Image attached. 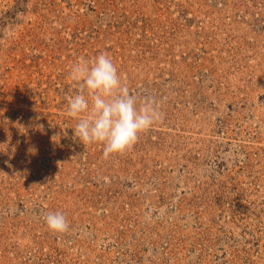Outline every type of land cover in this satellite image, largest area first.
<instances>
[{
	"label": "rangeland",
	"instance_id": "374dc122",
	"mask_svg": "<svg viewBox=\"0 0 264 264\" xmlns=\"http://www.w3.org/2000/svg\"><path fill=\"white\" fill-rule=\"evenodd\" d=\"M101 52L163 113L109 158L66 112ZM0 264H264V0H0Z\"/></svg>",
	"mask_w": 264,
	"mask_h": 264
},
{
	"label": "clouds",
	"instance_id": "9594fccd",
	"mask_svg": "<svg viewBox=\"0 0 264 264\" xmlns=\"http://www.w3.org/2000/svg\"><path fill=\"white\" fill-rule=\"evenodd\" d=\"M69 79L75 85L66 98L67 115L76 120L73 135L84 145L101 144L105 158L131 149L142 133L163 119L160 103L138 99L106 53L78 58L70 67ZM44 221L53 233L69 231L62 212H49Z\"/></svg>",
	"mask_w": 264,
	"mask_h": 264
}]
</instances>
